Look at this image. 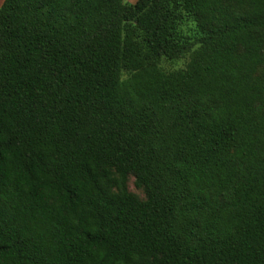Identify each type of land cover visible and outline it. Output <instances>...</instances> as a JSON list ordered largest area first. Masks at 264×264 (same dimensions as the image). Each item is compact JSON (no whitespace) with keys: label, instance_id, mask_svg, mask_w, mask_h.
Wrapping results in <instances>:
<instances>
[{"label":"trees","instance_id":"obj_1","mask_svg":"<svg viewBox=\"0 0 264 264\" xmlns=\"http://www.w3.org/2000/svg\"><path fill=\"white\" fill-rule=\"evenodd\" d=\"M0 264H264V0H4Z\"/></svg>","mask_w":264,"mask_h":264},{"label":"rangeland","instance_id":"obj_2","mask_svg":"<svg viewBox=\"0 0 264 264\" xmlns=\"http://www.w3.org/2000/svg\"><path fill=\"white\" fill-rule=\"evenodd\" d=\"M129 3H133L135 2V0H125ZM187 57L185 58H182L180 60H176V61H163L161 62V66L164 70H175V69H180V68H183L187 62ZM128 190L133 193V194H136L139 198L143 199L144 198V194L142 192V190H139V189H136L134 187V180L133 178H129L128 180Z\"/></svg>","mask_w":264,"mask_h":264},{"label":"crops","instance_id":"obj_3","mask_svg":"<svg viewBox=\"0 0 264 264\" xmlns=\"http://www.w3.org/2000/svg\"><path fill=\"white\" fill-rule=\"evenodd\" d=\"M3 1H4V0H0V6H1V4L3 3Z\"/></svg>","mask_w":264,"mask_h":264}]
</instances>
